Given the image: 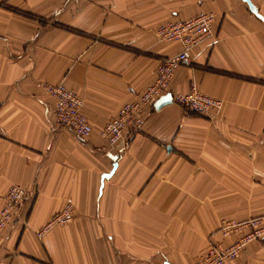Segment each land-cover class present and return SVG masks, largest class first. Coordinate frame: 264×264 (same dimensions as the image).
I'll return each mask as SVG.
<instances>
[{
	"label": "crops",
	"instance_id": "obj_1",
	"mask_svg": "<svg viewBox=\"0 0 264 264\" xmlns=\"http://www.w3.org/2000/svg\"><path fill=\"white\" fill-rule=\"evenodd\" d=\"M251 1L261 17L244 0H0V212L12 185L28 191L0 231L4 264H190L235 238H222L227 218L264 216V0ZM207 11L214 33L169 92L194 81L219 114L147 107L111 146L101 128L182 48L157 26ZM40 82L78 93L90 137L57 123ZM69 202L73 221L39 238ZM228 264H264V238Z\"/></svg>",
	"mask_w": 264,
	"mask_h": 264
},
{
	"label": "built area",
	"instance_id": "obj_2",
	"mask_svg": "<svg viewBox=\"0 0 264 264\" xmlns=\"http://www.w3.org/2000/svg\"><path fill=\"white\" fill-rule=\"evenodd\" d=\"M216 13L201 12L198 15L178 20H167L156 28V35L161 42L180 43L179 52L165 57L157 68L154 82L136 100L126 102L116 117L109 120L100 130V134L111 146L124 140L125 134L142 127L144 111L154 107L156 101L167 94L175 71L191 63L190 51L197 45L212 37ZM39 86L50 95L55 102L54 116L60 126L70 128L78 136L87 139L93 133V126L83 112L84 101L64 82L53 84L40 82ZM174 100L185 108L214 117L223 108V101L202 93L193 81L185 93H177ZM28 191L12 185L4 197V206L0 212V231L9 228L21 218ZM75 208L69 202L38 230L37 235L43 238L57 226L73 221ZM223 240L235 236L230 243L213 244L196 262L190 264H228L239 258L243 250L253 241L264 238V216H255L244 220L226 219L220 228ZM5 259L0 255V264Z\"/></svg>",
	"mask_w": 264,
	"mask_h": 264
},
{
	"label": "water",
	"instance_id": "obj_3",
	"mask_svg": "<svg viewBox=\"0 0 264 264\" xmlns=\"http://www.w3.org/2000/svg\"><path fill=\"white\" fill-rule=\"evenodd\" d=\"M244 1L247 2V3L249 4L251 10H252L255 14L259 15L258 10H257V7L253 4V2H252L251 0H244ZM259 16H260V15H259ZM260 17H261V16H260ZM173 100H174V98H173V96H172V93H171V92H168L167 94L161 96V97L156 101V103H155V108H156V109H159V108H161L162 106H164V105H166V104H169V103L173 102ZM116 167H117V164H115V166H114V170H115ZM114 170H113V171H114ZM113 171L110 172V173L103 174V175H102V180L105 179V178H107V177H109V176L113 173Z\"/></svg>",
	"mask_w": 264,
	"mask_h": 264
},
{
	"label": "rangeland",
	"instance_id": "obj_4",
	"mask_svg": "<svg viewBox=\"0 0 264 264\" xmlns=\"http://www.w3.org/2000/svg\"><path fill=\"white\" fill-rule=\"evenodd\" d=\"M228 219V218H227Z\"/></svg>",
	"mask_w": 264,
	"mask_h": 264
}]
</instances>
